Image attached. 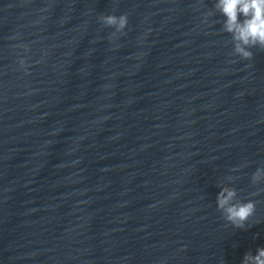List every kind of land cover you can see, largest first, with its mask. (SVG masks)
Instances as JSON below:
<instances>
[{"label": "clouds", "instance_id": "clouds-1", "mask_svg": "<svg viewBox=\"0 0 264 264\" xmlns=\"http://www.w3.org/2000/svg\"><path fill=\"white\" fill-rule=\"evenodd\" d=\"M215 7L226 18L224 31L232 35L234 52L243 59H251L253 47L264 49V0H217ZM241 15L243 20L240 19ZM99 22L114 28L110 39L123 32L128 24L127 14L119 16L106 14L99 16ZM21 65L25 64L23 59ZM229 177V180H232ZM253 184L264 181V166L258 167L251 176ZM257 193H253L256 195ZM237 191L233 187H222L217 194L216 203L224 219L236 228L243 229L246 222L256 211V204L237 201ZM241 264H264V247L257 249L256 254L246 253Z\"/></svg>", "mask_w": 264, "mask_h": 264}]
</instances>
